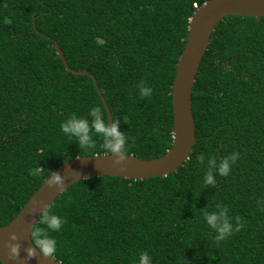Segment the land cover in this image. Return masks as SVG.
Instances as JSON below:
<instances>
[{
  "label": "trees",
  "instance_id": "obj_1",
  "mask_svg": "<svg viewBox=\"0 0 264 264\" xmlns=\"http://www.w3.org/2000/svg\"><path fill=\"white\" fill-rule=\"evenodd\" d=\"M207 0H0V226L7 225L58 167L108 154L81 148L59 128L93 105L143 160L171 148V86L194 12ZM36 17V28L33 18ZM151 87L138 96L137 85ZM196 143L166 177L103 176L79 181L49 206L63 218L54 257L61 264H264V17L218 23L192 89ZM90 120L91 118L88 117ZM237 153L227 176L202 182L209 156ZM205 156L201 164L197 157ZM262 203L257 205V200ZM221 204L243 225L224 241L203 221ZM235 224V221H232ZM45 225L38 223L33 230ZM33 242V241H32ZM34 244V243H33Z\"/></svg>",
  "mask_w": 264,
  "mask_h": 264
},
{
  "label": "water",
  "instance_id": "obj_2",
  "mask_svg": "<svg viewBox=\"0 0 264 264\" xmlns=\"http://www.w3.org/2000/svg\"><path fill=\"white\" fill-rule=\"evenodd\" d=\"M228 16L264 17V0H207L194 12L171 86L173 103L171 148L161 157L149 160L126 155V159L120 165L114 164L116 156L110 154L76 157L61 164L33 193L19 213L7 225L0 226V261L3 264H61L54 257H43L35 249L31 233L42 215L44 206L53 204L56 198L73 184L103 176L132 180L166 177L175 173L189 160L197 140L192 111V89L200 64L209 48L211 36L218 23ZM33 28H36V17L33 18ZM53 48L68 72L91 78L105 107L108 124L111 125L112 115L99 90L96 78L86 70L72 69L57 43H54ZM53 174L63 178V189L48 186L47 181ZM32 209L35 211L30 214ZM12 233L17 236L15 241H9V235ZM7 243L19 245L17 259H8ZM27 249L34 251L31 259H26Z\"/></svg>",
  "mask_w": 264,
  "mask_h": 264
},
{
  "label": "clouds",
  "instance_id": "obj_3",
  "mask_svg": "<svg viewBox=\"0 0 264 264\" xmlns=\"http://www.w3.org/2000/svg\"><path fill=\"white\" fill-rule=\"evenodd\" d=\"M144 81H140L137 85L138 96L140 98L149 97L152 93L151 87H145ZM88 117L91 119L89 120ZM60 131L70 140H75L81 148L94 149L97 140L93 139L90 133L98 134L100 148L110 154L116 156L115 165H120L126 159V137L119 131V122L113 120L111 125L108 124L105 118L103 108L93 105L87 112V116H77L72 113L62 120L59 124ZM197 160L203 164L205 156L202 154L197 157ZM237 153L232 152L229 155L217 160L214 156H209L206 161L202 182L204 185H214L216 183L214 174L219 176H227L230 172V167L235 164ZM49 187L56 186L63 189V178L59 175H52L47 181ZM261 201L257 200V205H261ZM215 211H203V221L207 227L214 233L213 240L220 242L226 240L234 232H239L243 225L240 222L239 216L229 217L228 208L217 204ZM35 209L30 211V214ZM235 221L233 224L232 221ZM40 223L45 225V228L37 226L31 233V239L35 249L46 258L52 257L56 251V239L49 233L59 232L62 225L65 223L62 217L50 212L49 206L45 205ZM17 236L15 233L9 235V241H15ZM7 255L9 260L18 258L19 245L15 243H7ZM26 259H31L34 256L33 249H27ZM0 264H3L0 261ZM135 264H152V259L149 254L144 251L137 256Z\"/></svg>",
  "mask_w": 264,
  "mask_h": 264
}]
</instances>
